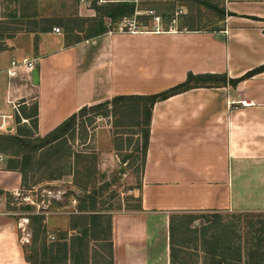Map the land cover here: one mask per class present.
I'll list each match as a JSON object with an SVG mask.
<instances>
[{
  "label": "crops",
  "instance_id": "0c3cea01",
  "mask_svg": "<svg viewBox=\"0 0 264 264\" xmlns=\"http://www.w3.org/2000/svg\"><path fill=\"white\" fill-rule=\"evenodd\" d=\"M2 12L0 0V19ZM224 13L215 30L148 28L132 19L144 30L111 31L77 44L53 31L18 33L0 52V135L29 127L21 111L34 105L35 136L45 137L85 106L158 94L190 74L239 80L236 86H198L155 104L145 167L131 191L141 210L112 218L114 264H169L175 212L264 210V71L244 78L264 67V0H225ZM135 15L143 13L136 9ZM13 59L35 60V70L10 78ZM107 142L99 150V170L110 173L119 157L110 136ZM21 187V174L0 161V264H30L22 225L8 212Z\"/></svg>",
  "mask_w": 264,
  "mask_h": 264
},
{
  "label": "trees",
  "instance_id": "16d2710c",
  "mask_svg": "<svg viewBox=\"0 0 264 264\" xmlns=\"http://www.w3.org/2000/svg\"><path fill=\"white\" fill-rule=\"evenodd\" d=\"M104 2V4H99L98 0L91 2V8L96 12V17L91 19L59 20L55 17H43L38 14L29 16L22 13L20 16H13L22 23H13L8 22L6 17L2 16L0 19V52L7 50L5 40L12 39L18 33H48L52 32L55 27L61 26L67 34H75V40L72 43L77 44L111 32L105 27L106 23L114 24L124 19H133L145 26L149 24L150 18L147 15H135L136 6L133 0H104ZM222 14L225 16L224 11H222ZM77 23H79V26H77ZM82 35L85 37L82 38ZM263 71L264 67H261L248 73L244 78H249ZM238 82L239 80H231L227 76L206 75L196 77L190 74L184 83L158 94L117 96L100 104L85 106L45 137L35 136L38 130V106L34 105L28 113L24 109L21 111V116L28 119L29 127H19L16 134L0 135V154L9 156L7 168L21 174L23 188L29 184V174H32L35 170L40 171L44 168L50 170L58 165L59 172L55 173L53 171L49 177L50 180H58L63 175H70L72 159L75 163V169L72 170L75 181L78 182L76 178L79 174L86 173L88 182L98 174L96 168L97 156L81 152L74 153L68 145V141L74 139L79 119L88 117L90 114H94V116L100 114L102 117L112 115L121 118L120 125H117V128H130L129 130H133L129 133L116 135L114 140L115 150L122 164H126L129 169H132L140 162L141 171H143L150 142L152 112L157 102L164 101L198 86L209 84L236 86ZM94 116L89 119V125L94 123ZM17 122H21L20 116H17ZM84 125L85 123H82V127L85 128ZM126 134H130L127 135L129 139H123ZM135 136L140 139H132ZM131 147H133V150L129 154L126 153ZM82 162L85 164L84 168L87 172L79 168V164ZM101 176L104 177V175ZM108 187L109 184L102 185L99 190ZM97 206V191L95 189L88 191L87 188H84L83 196L79 199L78 212L80 214L77 217L83 222L81 230L76 235H72L68 243L64 242V238H61L59 242L47 247L44 242L43 257L51 256L58 248L61 259L88 264L90 228L104 222L107 224V231L112 234V217L105 216L98 211ZM137 210H141L140 204ZM223 213L225 212L181 211L171 214L168 229L169 264H187L188 259L194 257L200 259V254L203 255V264H264V227L257 230L258 235L252 239L254 244L244 248L240 241L241 236L236 235L233 238L226 232L230 225L223 222ZM210 216L213 220H209ZM200 218L208 220L205 227L204 225L199 227L193 225ZM30 219L38 222L40 232L45 230L42 218L32 216ZM215 226H218L220 231L209 235V231ZM251 228H253V225ZM77 229L78 227L74 226L72 230ZM36 233L34 230L32 234L34 243L38 241ZM25 256L30 264H35L26 255V251Z\"/></svg>",
  "mask_w": 264,
  "mask_h": 264
},
{
  "label": "rangeland",
  "instance_id": "374dc122",
  "mask_svg": "<svg viewBox=\"0 0 264 264\" xmlns=\"http://www.w3.org/2000/svg\"><path fill=\"white\" fill-rule=\"evenodd\" d=\"M104 4V0H102ZM136 9L143 15L150 18V25L157 26L163 24L167 28L173 24L177 28H200L213 30L219 27L224 11L225 0H133ZM2 15L6 17L8 22H21L13 18L14 15L20 14L32 15L38 14L43 17H55L56 19H91L96 17V12L91 8L90 0H1ZM91 10V11H90ZM147 11V12H146ZM152 12V13H151ZM133 25H132V24ZM136 23L129 19H124L119 23H106L105 27L112 32H137ZM79 26V23H77ZM61 34L59 38L65 43H72L75 40V34H67L65 29L59 26ZM162 27V28H163ZM82 38L85 36L82 35ZM7 40V39H6ZM5 40V42H6ZM32 107V106H31ZM94 114L88 117L79 119L78 126L74 139H69L68 145L74 153H84L87 155L97 156L96 168L98 174L87 182L86 173L78 175L76 182L72 175V170L75 169L74 159L71 160V174L63 175L58 180H50L49 177L54 171L59 172L58 165L53 169L35 170L29 174V184L26 187H21L17 192L19 195H14L10 198V206L8 212L14 215L20 225L21 242L25 247L26 255L33 260L35 264H81L73 262V260H64L59 257L58 248L50 256L43 257V244L47 247L53 243L59 242V239L64 238V242H69L72 235H76L81 230L82 220H79V199L83 196V189L88 191H97L98 206L97 210L105 216H113L121 212L136 211L139 207V197L135 198L132 194L133 188H138L141 177V163L129 169L126 164H122L118 153L115 150L114 140L116 135L121 133H129L133 130L130 128H117L120 125L121 118L119 116L102 117L100 114L94 116V123L89 125V119ZM120 120V121H119ZM85 123V128L82 127ZM125 129V130H124ZM100 133V136H98ZM16 134V133H15ZM130 134L123 136L127 138ZM111 138L112 148L119 157V165L110 173L101 172L99 170V150L107 148L106 144ZM120 137V136H117ZM132 137V136H129ZM108 139V140H107ZM140 139L137 136L132 138ZM101 140L99 143L98 141ZM103 141V142H102ZM103 144V146H101ZM133 147L126 153H130ZM8 161L9 156L3 155ZM79 168L85 171V164H79ZM66 171V170H64ZM68 171V169H67ZM121 171V173H120ZM101 175H104L102 177ZM111 183V184H110ZM109 184L108 188L99 190L102 185ZM200 215V214H199ZM223 222L230 225L226 231L233 238L236 235L241 236V244L244 248L254 244L252 239L258 233L257 230L264 227V210H255L247 212L230 211L222 214ZM32 216H37L43 219L45 230L40 232L38 222L30 219ZM209 220H213L210 216ZM206 218H200L195 221L194 226L207 225ZM253 225V228L251 226ZM77 226V230H72ZM251 228V229H250ZM36 231L38 241H32L33 231ZM220 231L218 226L213 227L209 231V235ZM251 236H248V235ZM237 239V238H235ZM58 252V253H57ZM88 264H114L115 256L113 252V235L107 231V224L100 222L96 227L90 228L89 246H88ZM202 254L200 259L195 257L187 260V264H203Z\"/></svg>",
  "mask_w": 264,
  "mask_h": 264
},
{
  "label": "built area",
  "instance_id": "2783aa9c",
  "mask_svg": "<svg viewBox=\"0 0 264 264\" xmlns=\"http://www.w3.org/2000/svg\"><path fill=\"white\" fill-rule=\"evenodd\" d=\"M90 1L92 2L93 0H90ZM102 2H103L102 0H98V3H102ZM53 32L56 34H61V29L59 27H55L53 29ZM35 67H36L35 60L25 59L23 61H19V60L13 59L11 61L10 68L8 70V76L10 78H15V77H18L19 75L30 76L35 70ZM3 159H5V157L3 155H0V161H3ZM16 195H19V194L16 193Z\"/></svg>",
  "mask_w": 264,
  "mask_h": 264
}]
</instances>
